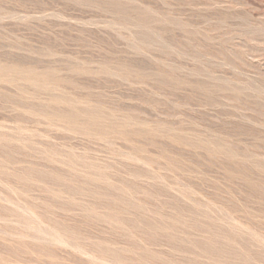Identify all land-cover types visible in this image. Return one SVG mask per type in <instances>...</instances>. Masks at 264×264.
<instances>
[{
	"label": "rangeland",
	"instance_id": "1",
	"mask_svg": "<svg viewBox=\"0 0 264 264\" xmlns=\"http://www.w3.org/2000/svg\"><path fill=\"white\" fill-rule=\"evenodd\" d=\"M0 264H264V0H0Z\"/></svg>",
	"mask_w": 264,
	"mask_h": 264
},
{
	"label": "bare ground",
	"instance_id": "2",
	"mask_svg": "<svg viewBox=\"0 0 264 264\" xmlns=\"http://www.w3.org/2000/svg\"><path fill=\"white\" fill-rule=\"evenodd\" d=\"M137 23H138V22H137ZM139 23H140V22H139ZM139 25H140V24H139ZM141 26L143 27V26H145V25H142V24H141ZM137 27H138V26H137ZM142 33H144V32H142ZM144 35H145V34H144ZM74 112H75V111H74ZM75 114H76V113H75ZM75 114H70L69 116H68V115H66V116L69 117L68 120H71V121L74 122V119L76 118ZM89 115H90V117H87V119L89 118V122H90V124H92V125H94V126L100 124V120H99L100 117H99V114H98L97 111H96V112L93 111V112H91ZM89 115H88V116H89ZM130 122H131V121H130ZM85 123H86V122H85ZM74 124H75V123H74ZM74 124H73V125H74ZM89 127H90V126H89ZM91 128H92V127H91ZM91 128H90V129H91ZM97 128H99V127H97ZM105 128L107 129V126H105ZM105 128L102 127V128L99 130V131H100L99 134L105 133V132H106V129H105ZM109 128H110V127H109ZM110 129H111V128H110ZM87 132H88V131H87ZM89 132H90V131H89ZM91 132H92V131H91ZM110 134H111V133H110ZM109 137H110V136H109ZM112 138H113V137H112ZM102 139H103V138H102ZM105 140H108L107 137H106ZM109 141H110V140H109ZM100 172H101V171H100ZM99 175H100V174H99ZM97 176H98V175H97ZM97 176H96V177H97ZM105 176H106V175H105ZM90 177H91V176H90ZM102 177H103V176H102ZM102 177H101V178H102ZM57 178H59V177H57ZM86 178H87V177H86ZM103 178H104V177H103ZM103 178H102V179H103ZM55 179H56V177H55ZM87 179H88V178H87ZM94 179H96V178H94ZM56 180H57V179H56ZM64 180H65V179H64ZM89 180H90V178H89ZM85 181H86V180H85ZM86 182H87V181H86ZM93 182H95V181H93ZM103 182H105V180H104ZM103 182H102V183H103ZM59 183H60V182H59ZM61 183H62V182H61ZM87 183H88V182H87ZM87 183H86V184H87ZM97 183H98V181H97ZM108 183H109V182H108ZM63 184H64V182H63ZM67 184H68V183H67ZM86 184H85V185H86ZM94 184H96V183H94ZM100 184H101V183H100ZM83 186H84V185H83ZM90 186H91V185H90ZM80 187H81V186H80ZM116 187H117V186H116ZM68 188H69V187H68ZM71 188H72V187H71ZM71 188H70V189H71ZM73 189H74V188H73ZM73 189H72V190H73ZM75 189L77 190V192L79 191L77 188H75ZM76 190H75V191H76ZM82 190H83V189H82ZM82 190H81V191H82ZM95 190H96V189H95ZM120 190H121V189H120ZM70 191H71V190H70ZM81 191H80V192H81ZM115 193H116V192H115ZM70 194H71V193H70ZM75 194H76V192H75ZM97 194H98V193H97ZM124 194H125V193H124ZM121 195H122V194H121ZM116 196H117V195H116ZM122 196H123V195H122ZM128 196H129V195H128ZM126 197H127V196H126ZM121 198H122V197H121ZM71 200H72V199H71ZM71 200H70V201H71ZM115 200H116V199H115ZM120 200H121V199H120ZM72 201H73V200H72ZM113 201H114V199H113ZM125 201H126V200H125ZM128 201H130V200L128 199ZM123 202H124V201H123ZM123 202H122V203H123ZM74 203H75V202H74ZM114 203H115V202H114ZM123 204H124V203H123ZM112 205H113V204H112ZM115 205H116V204H115ZM120 205H121V204H120ZM137 205H138V204H137ZM116 206H118V205H116ZM121 207H122V206H121ZM137 207H138V206H137ZM140 207H141V206H140ZM94 208H95V207H94ZM127 208H128V207H127ZM142 208H143V207H142ZM86 209H87V208H86ZM90 209H91V208H90ZM135 209H136V208H135ZM88 210H89V209H88ZM88 210H87V211H88ZM94 210H95V209H94ZM127 210H128V209H127ZM89 212H92V210L89 211ZM104 213H105V212H104ZM110 213H111V212H110ZM114 213H115V212H114ZM86 214H87V213H86ZM117 214H118V213H117ZM121 214H122V213H121ZM95 215H97V214H95ZM95 215H94V216H95ZM106 215H107V214H106ZM118 215H119V214H118ZM90 216H91V214H90ZM103 217H104V216H103ZM107 217H108V215H107ZM115 217H116V216H115ZM98 218H99V217H98ZM108 219H110V218H108ZM117 219H118V218H117ZM106 220H107V219H106ZM118 222H119V220H118ZM110 223H111V222H110ZM112 224H113V222H112ZM120 224H121V223H120ZM120 224H119V225H120ZM122 224H123V223H122ZM119 225H118V226H119ZM151 226H152V225H151ZM116 227H117V226H116ZM65 229H66V228H65ZM64 231H66V230H64ZM64 231H63V232H64ZM222 231H223V230H222ZM55 232H56V231H55ZM55 232H54V233H55ZM57 232H59V231H57ZM67 232H68V231H67ZM69 232H70V230H69ZM59 234L61 235V232H59ZM64 234H69V233H65V232H64ZM218 234H219V233H218ZM55 235H56V234H55ZM55 235L53 234V236H54V237H52L53 239H55ZM57 235H58V233H57ZM71 235H72V234H71ZM170 235H171V234H170ZM225 235H226V234H225ZM74 236H75V234H74ZM74 236H72V237H74ZM56 237L58 238L59 235L56 236ZM66 237H67V235H66ZM69 237H70V236H69ZM57 238H56V239H57ZM172 238H173V237H172ZM207 238H208V237H207ZM222 238H223V237H222ZM56 239H55V240H56ZM59 239H60V238H59ZM65 239H66V238H65ZM74 239H75V238H74ZM227 239H228V238H227ZM232 239H233V238H232ZM57 240H58V239H57ZM62 241H63V240H62ZM232 241H233V240H232ZM218 242H219V241H218ZM211 244H212V243H211ZM225 244H226V243H225ZM201 245H203V243H202ZM228 245H229V244H228ZM231 245H232V244H231ZM99 247H100V246H99ZM204 247H205V246H204ZM231 247H232V246H231ZM206 248H207V247H206ZM214 248H215V247H214ZM221 248H222V247H221ZM225 248H226V247H225ZM80 250H81V249H80ZM83 250H84V249H83ZM211 250H212V249H211ZM232 250H233V249H232ZM100 251H101V250H100ZM102 251H103V250H102ZM114 251H116V250H114ZM237 251H238V250H237ZM146 252H147V251H146ZM200 252H201V251H200ZM221 252H222V251H221ZM233 252H235V250H234ZM104 253H105V251H104ZM111 253H112V252H111ZM111 253L109 252V254H111ZM114 253L116 254V252H114ZM114 253H113V255H114ZM212 253H214V252H212ZM226 253H229V252L226 251ZM235 253H236V252H235ZM243 253H244V252H243ZM106 254H107V253H106ZM149 254H150V253H149ZM95 256H96V255H95ZM114 256H115V255H114ZM114 256H112V257H114ZM147 257H148V256H147ZM222 257H223V256H222ZM244 257H245V256H244ZM248 257H249V256H248ZM248 257H247V258H248ZM217 258H218V257H217ZM223 258H224V257H223ZM249 258H250V257H249ZM114 259H115V258H114ZM117 259H118V258H117ZM245 259H246V258H245ZM145 260H146V259H145ZM248 260H249V259H248ZM249 261H250V260H249ZM145 262H146V261H145ZM147 262H148V260H147ZM220 263H221V262H220ZM240 263H241V262H240Z\"/></svg>",
	"mask_w": 264,
	"mask_h": 264
}]
</instances>
